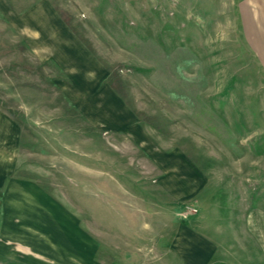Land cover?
I'll return each mask as SVG.
<instances>
[{
  "label": "rangeland",
  "instance_id": "1",
  "mask_svg": "<svg viewBox=\"0 0 264 264\" xmlns=\"http://www.w3.org/2000/svg\"><path fill=\"white\" fill-rule=\"evenodd\" d=\"M229 1L0 0L16 206L61 203L95 264H264V76Z\"/></svg>",
  "mask_w": 264,
  "mask_h": 264
},
{
  "label": "crops",
  "instance_id": "2",
  "mask_svg": "<svg viewBox=\"0 0 264 264\" xmlns=\"http://www.w3.org/2000/svg\"><path fill=\"white\" fill-rule=\"evenodd\" d=\"M228 5L239 8L244 45L256 61L259 74L264 76V0H231ZM11 173L9 159L0 160L1 263L95 264L96 247L92 248L89 233L61 203L39 190L31 197L37 208L24 211L16 206V199L23 202L14 196L18 192H28L32 182L16 179ZM23 230L34 231L43 244L34 246L33 252L26 251L25 241L14 240L16 233Z\"/></svg>",
  "mask_w": 264,
  "mask_h": 264
}]
</instances>
